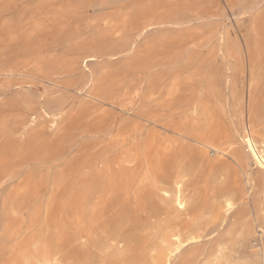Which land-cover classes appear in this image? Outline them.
<instances>
[{
	"label": "rangeland",
	"instance_id": "obj_1",
	"mask_svg": "<svg viewBox=\"0 0 264 264\" xmlns=\"http://www.w3.org/2000/svg\"><path fill=\"white\" fill-rule=\"evenodd\" d=\"M248 119L260 145L264 0H0V264H162L172 234L170 264H264Z\"/></svg>",
	"mask_w": 264,
	"mask_h": 264
},
{
	"label": "bare ground",
	"instance_id": "obj_2",
	"mask_svg": "<svg viewBox=\"0 0 264 264\" xmlns=\"http://www.w3.org/2000/svg\"><path fill=\"white\" fill-rule=\"evenodd\" d=\"M136 18H137V21H135L133 23V25L135 26V29L139 33H141L145 29L147 30L148 28H150L151 26L154 25L153 22H151L149 19L144 20L142 18L141 14H138ZM131 51H132V49H131ZM98 53L99 52H97L93 56H85L82 58L81 61L82 62L85 60H86L85 62L91 61L94 59V57L97 56ZM85 67H86V65H85ZM248 75H249L248 90H249V95H250L254 91V88H255L254 70H253V67L251 65L248 68ZM175 87H176L175 84L172 85L170 92H173L175 90ZM242 108H243V106H242ZM43 114H45V113H43ZM59 114H61V111L59 112ZM237 134L239 136L238 138H239V144H240L241 149H240V152L238 153L239 155L236 157V160L239 162L241 167L243 165L245 166V167H242V169H243L244 176H246V183L248 184L249 182H251V183H253L254 186L260 185V187H263L264 186V179L262 177V174L264 173V135H259L262 140L260 142V145H258L254 139L255 133L251 129V123H250L249 119L247 120V123L245 125L244 124L242 125L241 130L237 131ZM194 142L196 143V145H198V148L203 155L206 154L205 150H208V149H210L214 152H219L218 147L213 145V143L211 141H209V139L198 140V141H194ZM249 162H253V164L257 167L256 175L252 178L247 177V172L245 171V168L248 167ZM183 178H184L183 177V169L180 167H177L175 169L174 178L172 179V182H171L172 186L174 188L173 204L177 210L182 211V212H184L186 210V204H187L186 199L182 196V190H181L182 184H183ZM166 196H168V195L166 194ZM221 209H222L224 214H230L235 210V205L232 201L225 200L222 203ZM225 222H227V221H225ZM256 226H257L256 228H259L258 232L263 234L264 233L263 229L261 227H259L257 224H256ZM170 238H171V240L164 243L165 244V253H163V255H162V260H161L163 262L162 264H170L171 258H173L178 253H180L184 246L195 241L198 237L189 236L186 239H181L178 234H172ZM210 264H219V263L215 260L213 263H210Z\"/></svg>",
	"mask_w": 264,
	"mask_h": 264
}]
</instances>
